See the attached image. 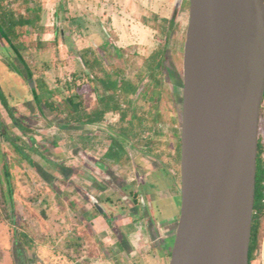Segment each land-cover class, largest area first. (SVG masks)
<instances>
[{
  "label": "rangeland",
  "instance_id": "1",
  "mask_svg": "<svg viewBox=\"0 0 264 264\" xmlns=\"http://www.w3.org/2000/svg\"><path fill=\"white\" fill-rule=\"evenodd\" d=\"M4 5L15 20L41 21L17 28L15 48L0 35V262L169 264L174 239L164 248V237L170 219L175 232L182 206L176 195L177 132L189 0H8ZM160 49L166 52V69L158 88L145 63ZM17 51L33 75L34 91ZM84 53L115 76L136 82L142 75L127 123L115 113L102 123H86L103 95L94 81L103 73L85 66ZM74 93L85 107L79 115H69L65 105ZM135 115L144 121L124 142L130 159L112 164L104 159L110 137L120 135ZM142 131L143 141L133 136ZM259 139L264 146V112ZM263 253L264 224L255 264H262Z\"/></svg>",
  "mask_w": 264,
  "mask_h": 264
},
{
  "label": "water",
  "instance_id": "2",
  "mask_svg": "<svg viewBox=\"0 0 264 264\" xmlns=\"http://www.w3.org/2000/svg\"><path fill=\"white\" fill-rule=\"evenodd\" d=\"M189 2L182 206L169 264H249L264 101V0Z\"/></svg>",
  "mask_w": 264,
  "mask_h": 264
},
{
  "label": "trees",
  "instance_id": "3",
  "mask_svg": "<svg viewBox=\"0 0 264 264\" xmlns=\"http://www.w3.org/2000/svg\"><path fill=\"white\" fill-rule=\"evenodd\" d=\"M8 0H0V35L3 37L13 48V38H19L20 35L17 34V28L24 27H36L41 21L40 18H27L20 16L19 19L15 20V14L13 11H7L5 7V2ZM16 2L19 0H15ZM26 4L29 0H24ZM18 52V51H17ZM88 53V52H87ZM87 53L83 54V60L87 68H95L98 66L100 71L103 73V77H95L94 81L99 82L103 88V95L98 99V105L96 109L86 117V123L88 124H99L102 123L109 113H115L120 115L121 124L127 123V118L129 115V109L133 104L131 100L132 97H136L142 87L143 78H138V81H133L125 77H121V73L114 75L108 72L103 64L99 61H94L93 63L89 61ZM20 61L23 63L25 71L30 79L33 75L29 68L26 66L22 55L18 52ZM166 52L164 49H160L154 53L148 61L145 63V69L147 73L150 74V79L153 81L156 87H161L162 82L159 76L163 74L166 69L165 66ZM92 69V70H93ZM94 71V70H93ZM29 81V83H30ZM68 89H72V85L68 86ZM33 90V89H32ZM34 91V90H33ZM36 97H38L37 92H33ZM1 94V90H0ZM142 95L144 94L141 93ZM154 95L152 97H156ZM161 92L158 94V100L160 99ZM80 96L74 93L67 97L65 100V105L69 115H79L80 112L85 111L83 102H77ZM183 100V99H182ZM45 106L52 110L53 112H58V109L51 103L46 102ZM143 117H133L131 121L128 122V127H121L120 135H112L111 146L106 153V159L111 160L115 164H122L123 161H128L130 159L129 153L125 146V141L131 136L134 131L135 124L143 127ZM182 125V104L180 107V127ZM115 131V130H114ZM178 161L181 162V130L178 132ZM144 131L141 133H136L134 137H139L143 141ZM149 146V143L146 145ZM264 146L259 139V152H258V163H257V176H256V197L253 215V225H252V235L251 244L249 252V264H255L258 260L259 251L261 247V233L264 224ZM180 175V173H179Z\"/></svg>",
  "mask_w": 264,
  "mask_h": 264
},
{
  "label": "crops",
  "instance_id": "4",
  "mask_svg": "<svg viewBox=\"0 0 264 264\" xmlns=\"http://www.w3.org/2000/svg\"><path fill=\"white\" fill-rule=\"evenodd\" d=\"M39 8L41 9V6H37L36 9L39 10ZM177 218H173L172 220H176ZM169 229L167 230L166 236L164 237V248H167V242L170 239H173L174 236V232H173V222L170 219V225L168 227ZM9 263V261H5V262H0V264H7ZM12 264V263H11ZM262 264H264V253L262 255Z\"/></svg>",
  "mask_w": 264,
  "mask_h": 264
},
{
  "label": "flooded vegetation",
  "instance_id": "5",
  "mask_svg": "<svg viewBox=\"0 0 264 264\" xmlns=\"http://www.w3.org/2000/svg\"><path fill=\"white\" fill-rule=\"evenodd\" d=\"M111 146V145H110ZM109 149V148H108ZM107 152H108V150H107ZM106 152V153H107ZM106 153H105V156H106ZM104 156V159L105 160H107V161H109V162H111L112 164H115V163H113L111 160H108V159H106V157ZM115 165H121V164H115ZM94 167H96V168H99V169H103V170H105L106 169V166L103 164V163H96V164H94ZM180 177H179V181H180V189H179V191H178V194H176V195H181V162H180V175H179ZM177 178L178 177H173V181L175 182V183H177ZM175 195V196H176ZM95 209L97 210V211H99V212H101L102 213V208L101 207H98L97 205H95Z\"/></svg>",
  "mask_w": 264,
  "mask_h": 264
},
{
  "label": "built area",
  "instance_id": "6",
  "mask_svg": "<svg viewBox=\"0 0 264 264\" xmlns=\"http://www.w3.org/2000/svg\"><path fill=\"white\" fill-rule=\"evenodd\" d=\"M264 112V101H263V104H262V109H261V113Z\"/></svg>",
  "mask_w": 264,
  "mask_h": 264
}]
</instances>
